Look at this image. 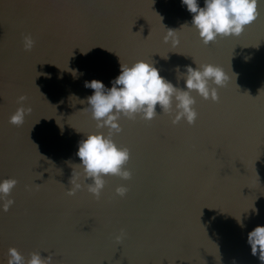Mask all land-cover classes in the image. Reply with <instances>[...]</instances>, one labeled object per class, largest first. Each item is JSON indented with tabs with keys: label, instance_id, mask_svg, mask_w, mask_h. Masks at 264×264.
<instances>
[{
	"label": "water",
	"instance_id": "obj_1",
	"mask_svg": "<svg viewBox=\"0 0 264 264\" xmlns=\"http://www.w3.org/2000/svg\"><path fill=\"white\" fill-rule=\"evenodd\" d=\"M258 11L239 36L204 45L181 0H0V180L17 181L7 211L0 201V264L10 247L52 264H261L247 243L264 226V0ZM166 29L178 45L163 41ZM137 60L180 89L196 64L228 80L217 102L192 93V125L159 106L150 121L122 117L112 138L129 150L130 179L105 177L99 199L66 195L78 142L107 133L84 110L85 82L110 88L120 63ZM20 96L31 111L17 127Z\"/></svg>",
	"mask_w": 264,
	"mask_h": 264
},
{
	"label": "clouds",
	"instance_id": "obj_2",
	"mask_svg": "<svg viewBox=\"0 0 264 264\" xmlns=\"http://www.w3.org/2000/svg\"><path fill=\"white\" fill-rule=\"evenodd\" d=\"M181 4L191 14V28L197 32L204 45L214 42L218 37L239 36L246 26L259 17L258 0H203V7L199 5L198 0H181ZM163 41L171 42L173 46L178 45L177 30L166 29ZM34 44L35 41L30 35L23 37L25 51H30ZM181 78L184 81V89L174 86L161 76L153 62L137 60L131 65L120 63L119 74L111 81L110 88L95 79L85 82V87L93 91L86 98L88 107L84 110L91 113V118L96 121V128L107 129V133H89L78 142L76 156L80 162L76 166L80 172H72L66 195L73 196L77 191L84 189L99 199L106 185L105 177L130 179L131 173L125 167L130 158L129 150L118 146L112 138L122 131L119 123L122 117L135 120L139 116L145 121H150L158 115L159 106L160 113L169 115L172 124L184 120L192 125L198 116L192 93L195 92L203 100L217 102V89L223 87L228 80L224 70L211 63L196 64L195 68L186 66ZM25 100V96L18 97L17 103L21 106L10 115V124L21 126L25 116L30 113L31 109L23 104ZM81 175L85 181L90 182H78ZM16 184L14 178L0 180L3 211H7L14 203L8 197ZM126 192L127 188L123 185L115 188L118 196L123 197ZM122 235L123 233L117 236L116 240L119 241ZM247 243L251 254H258L261 264H264V226L257 225L248 232ZM7 264H52V259L50 256H41L40 252H32L25 259L16 248L10 247Z\"/></svg>",
	"mask_w": 264,
	"mask_h": 264
}]
</instances>
